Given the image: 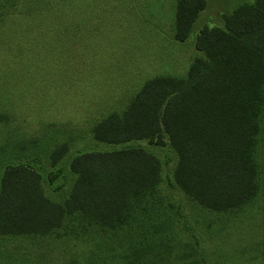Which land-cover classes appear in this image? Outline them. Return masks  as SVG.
Listing matches in <instances>:
<instances>
[{
    "label": "trees",
    "instance_id": "trees-1",
    "mask_svg": "<svg viewBox=\"0 0 264 264\" xmlns=\"http://www.w3.org/2000/svg\"><path fill=\"white\" fill-rule=\"evenodd\" d=\"M204 6L205 0H175L174 41L187 39ZM193 47L182 75L152 76L121 108L93 122L90 140L111 148L68 154V137H59L66 128L56 127L45 157L51 167L63 163L67 174L58 169V177L67 178L53 188L55 174L44 177L33 165L41 155L20 143L27 151L0 175L1 259L184 264L191 247L180 237L196 239L166 211L157 191L163 165L148 147L170 149L169 185L187 204L219 213L254 199L264 147V0L235 5L222 26H202ZM140 140L147 147L131 144ZM8 238L29 240L30 252L7 245Z\"/></svg>",
    "mask_w": 264,
    "mask_h": 264
},
{
    "label": "rangeland",
    "instance_id": "rangeland-1",
    "mask_svg": "<svg viewBox=\"0 0 264 264\" xmlns=\"http://www.w3.org/2000/svg\"><path fill=\"white\" fill-rule=\"evenodd\" d=\"M243 1L250 2L205 0L187 39L177 42L171 36L175 0H0V175L31 144L41 155L33 165L44 177L55 174L50 187L63 182L65 165L51 167L45 157L58 137L56 127L66 128L59 137H68V154L111 148L90 140L93 122L121 108L152 76L182 75L196 53L198 29L222 26V15ZM131 144L147 147L141 140ZM148 149L163 165L157 191L166 211L173 223H184L183 234L196 239L180 237L194 251L184 249V264H264L263 146L256 196L242 208L219 213L185 203L169 185L170 149ZM5 242L27 253L25 247L32 248L29 240ZM60 246L66 249L63 241ZM0 264L24 263L0 258Z\"/></svg>",
    "mask_w": 264,
    "mask_h": 264
}]
</instances>
